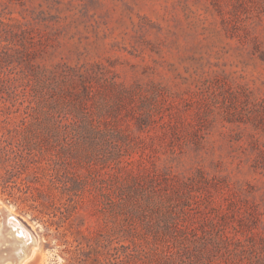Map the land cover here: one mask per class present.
<instances>
[{
  "label": "rangeland",
  "instance_id": "1",
  "mask_svg": "<svg viewBox=\"0 0 264 264\" xmlns=\"http://www.w3.org/2000/svg\"><path fill=\"white\" fill-rule=\"evenodd\" d=\"M0 101L57 180L21 264H264V0H0Z\"/></svg>",
  "mask_w": 264,
  "mask_h": 264
},
{
  "label": "trees",
  "instance_id": "2",
  "mask_svg": "<svg viewBox=\"0 0 264 264\" xmlns=\"http://www.w3.org/2000/svg\"><path fill=\"white\" fill-rule=\"evenodd\" d=\"M34 131L27 124V116L17 114L0 101V196H6L7 201L48 229L52 220L45 218V204L50 201L47 189L55 188L57 180L35 154L29 140Z\"/></svg>",
  "mask_w": 264,
  "mask_h": 264
},
{
  "label": "bare ground",
  "instance_id": "3",
  "mask_svg": "<svg viewBox=\"0 0 264 264\" xmlns=\"http://www.w3.org/2000/svg\"><path fill=\"white\" fill-rule=\"evenodd\" d=\"M16 225L14 218L10 216L7 220L8 230L5 233L1 231L3 239L0 246V264H21L31 246L28 243L29 237H26V239L16 237L18 231L15 228Z\"/></svg>",
  "mask_w": 264,
  "mask_h": 264
},
{
  "label": "water",
  "instance_id": "4",
  "mask_svg": "<svg viewBox=\"0 0 264 264\" xmlns=\"http://www.w3.org/2000/svg\"><path fill=\"white\" fill-rule=\"evenodd\" d=\"M2 211V213L4 214V217H5V221L7 222V220H8V215L3 211V210H1ZM0 234L2 235V233L0 232Z\"/></svg>",
  "mask_w": 264,
  "mask_h": 264
}]
</instances>
